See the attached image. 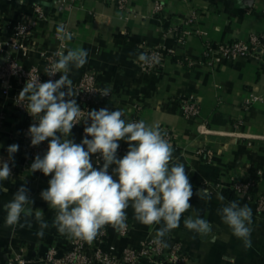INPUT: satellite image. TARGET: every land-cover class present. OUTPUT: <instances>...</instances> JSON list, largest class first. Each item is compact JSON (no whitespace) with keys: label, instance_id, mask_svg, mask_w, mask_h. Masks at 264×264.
Instances as JSON below:
<instances>
[{"label":"crops","instance_id":"0c3cea01","mask_svg":"<svg viewBox=\"0 0 264 264\" xmlns=\"http://www.w3.org/2000/svg\"><path fill=\"white\" fill-rule=\"evenodd\" d=\"M59 1L0 0V42H9L14 26L21 20L36 18V8L41 7L46 19L38 22L30 43L17 60L25 68L44 71L46 55L61 45L56 29L64 25L73 37L65 40L66 53L77 47L88 52L87 63L82 67L70 65L72 99L83 73L91 71L98 76L101 87L112 91L113 96L104 100V108L121 110L126 122L138 118L175 135L170 142L173 163L184 164L194 195L190 199L192 207L182 215L180 226L163 239L181 246L188 258L185 264H264V212L258 210L256 201L257 196H264V105L244 108L251 93L264 92V65L255 57L224 59L213 66L203 59L208 42L230 43L246 39L252 32L264 36V0H127L125 8H120V0H87L70 8ZM156 2L163 4V12L156 13ZM191 12L196 14V20L185 26ZM176 26L189 32L184 43L178 41ZM154 49L172 54L159 70L144 73L140 62L134 61L140 53ZM262 53L264 58V50ZM5 61L0 53V64ZM24 87L15 83L4 96L0 86V162L7 161L12 169L11 177L0 180V264H18L19 259L27 264H45L51 249L61 256L69 248V236L60 234L53 225L56 211L40 195L49 187L51 175L32 173L33 162L26 167L22 133L32 116L15 107V97ZM191 98L200 104L198 118L184 112L183 103ZM64 138L80 143L81 128L73 127L71 135ZM13 144H18L19 150L10 160L7 149ZM207 151L213 153L211 160ZM250 179L257 182L253 198L237 197L232 191L233 182ZM217 184L220 187L216 188ZM22 185L34 201L31 226L8 227L4 206ZM205 187L211 193L210 200H201L195 194ZM217 194L225 200L220 201ZM230 201L252 209L251 248H244L243 241L233 235L218 214ZM37 209L43 211V220L48 224L43 237L37 235ZM189 216L208 220L212 232L202 235L188 230L184 220ZM127 218L132 223L128 237L121 238L117 230L106 226L92 246L114 248L115 255L127 248L140 251L142 244L156 238L157 230L163 226L139 223L131 207ZM24 220L22 216L21 223Z\"/></svg>","mask_w":264,"mask_h":264},{"label":"clouds","instance_id":"9594fccd","mask_svg":"<svg viewBox=\"0 0 264 264\" xmlns=\"http://www.w3.org/2000/svg\"><path fill=\"white\" fill-rule=\"evenodd\" d=\"M56 31L61 40L73 38L62 24ZM56 55L58 59L52 63V70L46 73L49 76L62 73L60 78L43 83L37 78L26 83L19 94L21 99L28 100L26 110L29 115L38 117V123L28 129L32 146L49 141L46 153L43 157H35L30 170L51 175L49 187L40 195L56 211L53 225L60 234L91 244L106 226L125 230L127 209L131 207L139 223L163 225L157 230L154 242L164 244L163 237L180 226L182 215L192 207L190 199L194 195L184 164L173 163L174 149L165 138L167 133L159 125H150L144 120L126 122L119 109L101 108L88 112L87 118L83 119L86 125L89 120L91 123L84 128L85 138L81 143L64 138L70 136L73 127L82 120V111L76 99L71 98L70 65L77 69L82 67L87 63L88 52L77 47L66 54L59 51ZM134 62L150 64L152 58L147 53H140ZM64 88L67 91H62ZM108 91L103 90V96H107ZM122 140L128 143V150L122 158H117ZM18 150V144L8 147L10 160ZM97 153L103 160L99 168L94 167L91 160ZM112 165L115 167L110 173ZM11 176L9 163L0 162V180ZM195 194L201 200L211 199L206 187ZM217 198L225 200L221 194H217ZM33 204L29 190L22 185L4 206L5 225L30 227ZM218 214L233 235L243 241L244 248H251L252 209L246 204L241 206L237 201H230L218 210ZM22 216L24 223H21ZM35 219L40 224L37 235L43 237L48 224L43 220L42 210L35 211ZM184 225L198 234L212 232V224L199 216H189Z\"/></svg>","mask_w":264,"mask_h":264},{"label":"built area","instance_id":"2783aa9c","mask_svg":"<svg viewBox=\"0 0 264 264\" xmlns=\"http://www.w3.org/2000/svg\"><path fill=\"white\" fill-rule=\"evenodd\" d=\"M87 0H60V4L68 8L74 4L84 2ZM182 2H189V0H181ZM127 0H120V8H125ZM164 6L160 2H156L155 10L156 13H161L164 10ZM37 16L33 19L21 20L13 28V37L9 42H0V53L5 57L6 61L4 64H0V86L2 94L7 96L14 84L26 85L28 82H34L37 78L43 83L48 80H58L62 73H56L54 76H49L46 72L51 71L52 63L58 59L57 53L63 51L66 53L67 44L65 40L61 41L59 49L46 55V69L44 71L38 68H25L18 63L17 55L26 49V46L30 43V40L34 34L38 22L46 19V14L41 7L36 8ZM196 20V14L191 12L186 25L192 24ZM175 32L178 33L179 42L184 43L188 31L180 29L178 26L174 28ZM181 31V32H180ZM264 50V36L262 34L252 32L246 39H239L230 43L221 45H215L208 42L204 50L203 59L204 61L213 66L221 60H237L238 58L255 57L264 65V58L262 51ZM147 54L152 58L150 64L139 63V68L144 73H153L159 70L165 63L166 57L172 54V51L164 52L161 50H150ZM192 66L194 62H189ZM103 88L99 85L98 76L91 72L85 71L77 84L76 88V102L79 105L81 113V122L76 124L74 127L81 128V141L85 138L84 128L90 125L91 121L85 124L83 119L87 118V113L92 110H99L104 108V100L109 99L113 96L112 91H108L107 96H103ZM262 103L264 105V92L261 94L251 93L248 99L244 102V108L246 110L251 109L255 104ZM28 100L21 99L19 95L15 97V107L20 112H28L26 110ZM183 109L185 114L191 118H198L200 116V104L196 99L185 100L183 103ZM38 117L31 118V121L26 126L22 133L24 141L23 153L26 160V167L34 161L37 155L43 157L48 149L49 141H44L38 146H32L31 137L28 134V129L31 125L38 123ZM140 119L136 118L133 122H138ZM167 133L166 139L169 142L174 139L175 135L173 132L164 130ZM91 139V137H88ZM81 143V142H80ZM120 147L117 151V158H122L127 150L128 143L125 141L119 142ZM86 147V146H85ZM208 160H211L213 153L211 151L206 152ZM92 163L96 167H102L103 160L100 155L93 154L91 157ZM115 165H112V169ZM220 187L219 184L216 188ZM256 180H235L232 185V191L237 197H246L248 199L253 198V192L256 190ZM256 201L258 204V210L264 212V196H257ZM132 230V223L127 218V228L122 231H118L121 238H126L130 235ZM104 234L100 236L103 240ZM156 238H150L142 244L140 251L127 248L122 251L121 254L115 255L113 253L114 248L105 250L101 246L94 247L83 240L69 237V248L61 256L55 249H51L45 256V264H185L188 260L184 255L181 246L178 244H171L169 240L163 239L164 244H156ZM102 243V241H101ZM18 264H27L25 260L19 259Z\"/></svg>","mask_w":264,"mask_h":264},{"label":"water","instance_id":"95a60500","mask_svg":"<svg viewBox=\"0 0 264 264\" xmlns=\"http://www.w3.org/2000/svg\"><path fill=\"white\" fill-rule=\"evenodd\" d=\"M10 264H14V263H10Z\"/></svg>","mask_w":264,"mask_h":264}]
</instances>
